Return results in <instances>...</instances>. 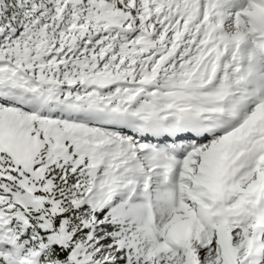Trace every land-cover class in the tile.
I'll return each instance as SVG.
<instances>
[{"label":"snow or ice","instance_id":"snow-or-ice-1","mask_svg":"<svg viewBox=\"0 0 264 264\" xmlns=\"http://www.w3.org/2000/svg\"><path fill=\"white\" fill-rule=\"evenodd\" d=\"M0 264H264V0H0Z\"/></svg>","mask_w":264,"mask_h":264}]
</instances>
